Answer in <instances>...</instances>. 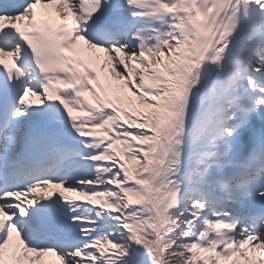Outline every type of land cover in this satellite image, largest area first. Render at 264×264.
<instances>
[{"label":"snow or ice","instance_id":"1","mask_svg":"<svg viewBox=\"0 0 264 264\" xmlns=\"http://www.w3.org/2000/svg\"><path fill=\"white\" fill-rule=\"evenodd\" d=\"M0 264H264V0H0Z\"/></svg>","mask_w":264,"mask_h":264}]
</instances>
